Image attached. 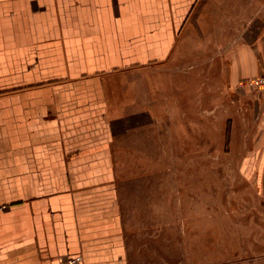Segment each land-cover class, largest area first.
Instances as JSON below:
<instances>
[{
  "label": "crops",
  "instance_id": "crops-1",
  "mask_svg": "<svg viewBox=\"0 0 264 264\" xmlns=\"http://www.w3.org/2000/svg\"><path fill=\"white\" fill-rule=\"evenodd\" d=\"M186 34L225 43V85L257 97L243 164L264 166V89L246 83L264 78V0H0V264L163 261L170 223L154 215L181 213V177L171 207L150 142L186 111L177 96L202 116L218 88L166 70Z\"/></svg>",
  "mask_w": 264,
  "mask_h": 264
},
{
  "label": "rangeland",
  "instance_id": "rangeland-1",
  "mask_svg": "<svg viewBox=\"0 0 264 264\" xmlns=\"http://www.w3.org/2000/svg\"><path fill=\"white\" fill-rule=\"evenodd\" d=\"M181 41L166 70L181 75L182 88H208L211 76L218 88L215 94L201 95L202 116L195 112L193 93L177 96L188 112L181 110L179 119H159L160 130L150 142L149 152L164 162L153 166L154 172L170 175L171 207L178 205L179 195L173 180L181 177V213L154 215L155 222L170 226L169 245L164 239L159 247L164 259L155 252L153 264H264V166L243 164L245 158L257 156V97L244 92V81L233 92L225 85V43L210 48L209 38L187 34ZM4 90L0 86V92ZM227 102L234 106L232 114ZM170 126H179V132ZM247 141L250 149L244 146ZM121 169L131 171L130 166Z\"/></svg>",
  "mask_w": 264,
  "mask_h": 264
},
{
  "label": "built area",
  "instance_id": "built-area-1",
  "mask_svg": "<svg viewBox=\"0 0 264 264\" xmlns=\"http://www.w3.org/2000/svg\"><path fill=\"white\" fill-rule=\"evenodd\" d=\"M249 86L260 87L264 89V78L249 80L246 82ZM60 264H83L81 255H67Z\"/></svg>",
  "mask_w": 264,
  "mask_h": 264
},
{
  "label": "trees",
  "instance_id": "trees-1",
  "mask_svg": "<svg viewBox=\"0 0 264 264\" xmlns=\"http://www.w3.org/2000/svg\"><path fill=\"white\" fill-rule=\"evenodd\" d=\"M226 136L228 137V130H227V132H226Z\"/></svg>",
  "mask_w": 264,
  "mask_h": 264
}]
</instances>
